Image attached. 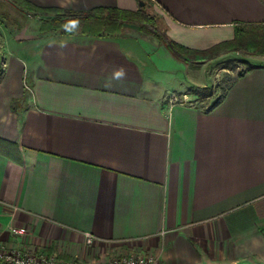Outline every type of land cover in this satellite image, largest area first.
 I'll return each instance as SVG.
<instances>
[{
  "label": "crops",
  "instance_id": "crops-1",
  "mask_svg": "<svg viewBox=\"0 0 264 264\" xmlns=\"http://www.w3.org/2000/svg\"><path fill=\"white\" fill-rule=\"evenodd\" d=\"M28 1L86 11L142 0ZM149 1L166 38L197 51L264 24V0ZM3 28L0 239L84 260L120 250L161 253V264H264V64L209 105L196 92L172 104L188 63L164 42Z\"/></svg>",
  "mask_w": 264,
  "mask_h": 264
},
{
  "label": "rangeland",
  "instance_id": "rangeland-1",
  "mask_svg": "<svg viewBox=\"0 0 264 264\" xmlns=\"http://www.w3.org/2000/svg\"><path fill=\"white\" fill-rule=\"evenodd\" d=\"M144 2L145 5L139 6L138 9L144 7L145 11H147L150 15L151 21L146 22L145 24L149 31L142 30L138 22L126 21L123 23L122 30L118 33V35L131 37L137 43L144 45L148 44L149 41L155 40L158 43H162L163 41L157 36L166 38L164 20L152 2L149 0H144ZM45 17V14L28 10L18 4L16 0H0V22L4 26L3 29L7 32L10 31L11 33L12 31L17 33L26 29L30 36H34L35 34L47 36L68 35L63 34L60 30L42 34L40 32L41 20ZM74 35L97 37L83 33H77ZM261 64H264V51L258 45L253 44V42L244 43L231 48H224L219 52H212L204 55H191L188 57V66L184 65V69H186L183 70L184 74L181 73L183 85L179 87L176 84L177 80H173L172 84H174L177 88L171 91L170 95L173 94L179 98H183L185 96L189 102L192 100L187 98V95L181 96L183 92H192L193 94L196 92L199 97L205 96L207 93L211 92L213 95L211 100L199 101L201 104L209 105L208 102L213 103L222 96L228 85L237 76L245 73L256 65ZM159 73L162 75V81H167L166 78L172 75L169 71L163 70ZM178 75L180 76V72ZM188 82L190 83V86H187ZM57 246V244H54L49 247L51 249L59 250L64 259L73 260L77 257L70 256L67 254V250L65 248H58ZM109 255L110 254L105 256L97 255L96 259H104ZM87 261H93V259Z\"/></svg>",
  "mask_w": 264,
  "mask_h": 264
},
{
  "label": "trees",
  "instance_id": "trees-1",
  "mask_svg": "<svg viewBox=\"0 0 264 264\" xmlns=\"http://www.w3.org/2000/svg\"><path fill=\"white\" fill-rule=\"evenodd\" d=\"M16 2L28 10L46 15L41 20L40 32L42 34L60 30L63 34L68 35L83 33L97 37H116L121 32L123 23L126 21L138 22L144 31H149L145 24L151 21V17L144 7L138 10H125L117 7L100 6L86 11H74L61 7H42L28 0H16ZM74 20L78 21L76 27H73L71 23ZM157 37L166 44L174 56L187 63L188 57L191 55L219 52L224 48H231L250 42L258 45L264 51V24H238L235 27L233 39L223 41L202 51L181 46L168 38ZM225 91L223 94H225ZM211 94L209 92L205 96H210ZM9 144V146H14L11 143Z\"/></svg>",
  "mask_w": 264,
  "mask_h": 264
},
{
  "label": "built area",
  "instance_id": "built-area-1",
  "mask_svg": "<svg viewBox=\"0 0 264 264\" xmlns=\"http://www.w3.org/2000/svg\"><path fill=\"white\" fill-rule=\"evenodd\" d=\"M170 103H185V96L179 98L170 95ZM11 231L17 236L27 235L26 229L12 226ZM87 245H92L95 238L86 233ZM104 259L87 261L76 257L73 260L64 259L59 250L50 247L27 246L16 242H8L0 239V264H161V253H128L120 250H109L103 254L108 255ZM100 256V255H99ZM102 256V255H101Z\"/></svg>",
  "mask_w": 264,
  "mask_h": 264
},
{
  "label": "clouds",
  "instance_id": "clouds-1",
  "mask_svg": "<svg viewBox=\"0 0 264 264\" xmlns=\"http://www.w3.org/2000/svg\"><path fill=\"white\" fill-rule=\"evenodd\" d=\"M71 23H72V26H73V27H76L77 24H78V21H75V20H74V21H72ZM118 75H119V74H118Z\"/></svg>",
  "mask_w": 264,
  "mask_h": 264
},
{
  "label": "water",
  "instance_id": "water-1",
  "mask_svg": "<svg viewBox=\"0 0 264 264\" xmlns=\"http://www.w3.org/2000/svg\"><path fill=\"white\" fill-rule=\"evenodd\" d=\"M140 5L141 6H144L145 5V2L142 0V1H140Z\"/></svg>",
  "mask_w": 264,
  "mask_h": 264
}]
</instances>
